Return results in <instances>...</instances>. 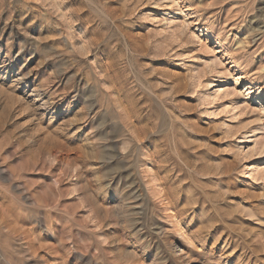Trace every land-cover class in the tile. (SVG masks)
<instances>
[{
	"label": "rangeland",
	"instance_id": "1",
	"mask_svg": "<svg viewBox=\"0 0 264 264\" xmlns=\"http://www.w3.org/2000/svg\"><path fill=\"white\" fill-rule=\"evenodd\" d=\"M0 264H264V0H0Z\"/></svg>",
	"mask_w": 264,
	"mask_h": 264
},
{
	"label": "bare ground",
	"instance_id": "2",
	"mask_svg": "<svg viewBox=\"0 0 264 264\" xmlns=\"http://www.w3.org/2000/svg\"><path fill=\"white\" fill-rule=\"evenodd\" d=\"M5 64H6V63H5ZM5 64H4V66H5ZM2 68H3V67H2ZM9 72H10V71H9ZM6 73H7V72H6ZM19 82H20V81H19ZM25 91H26V90H25ZM39 95H40V94H39ZM39 97H40V96H39ZM39 97H38V98H39ZM40 98H41V97H40ZM40 100H41V99H40ZM41 109H42V108H41Z\"/></svg>",
	"mask_w": 264,
	"mask_h": 264
}]
</instances>
